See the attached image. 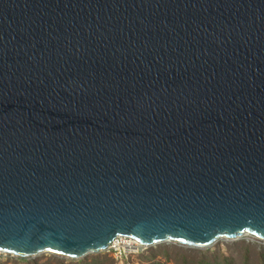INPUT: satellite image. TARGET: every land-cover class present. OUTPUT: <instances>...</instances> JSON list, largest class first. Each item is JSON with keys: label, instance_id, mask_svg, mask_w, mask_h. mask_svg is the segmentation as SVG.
Listing matches in <instances>:
<instances>
[{"label": "water", "instance_id": "water-1", "mask_svg": "<svg viewBox=\"0 0 264 264\" xmlns=\"http://www.w3.org/2000/svg\"><path fill=\"white\" fill-rule=\"evenodd\" d=\"M264 242V0H0V252Z\"/></svg>", "mask_w": 264, "mask_h": 264}, {"label": "trees", "instance_id": "trees-1", "mask_svg": "<svg viewBox=\"0 0 264 264\" xmlns=\"http://www.w3.org/2000/svg\"><path fill=\"white\" fill-rule=\"evenodd\" d=\"M152 251V248H147L136 255L142 259H147L151 257L149 252ZM161 252L171 264H264V245H258L255 249L242 240L236 242L234 254H226L219 247L199 249L191 253H183L178 250L174 251L173 254H169L166 250H161ZM18 259L22 261L27 260L22 257H18ZM68 260L69 263L57 258L41 262L30 261V263L26 264H113V259L110 255L105 254V252L80 259L68 258ZM0 264H2L1 261ZM152 264H161V262L157 261Z\"/></svg>", "mask_w": 264, "mask_h": 264}, {"label": "rangeland", "instance_id": "rangeland-1", "mask_svg": "<svg viewBox=\"0 0 264 264\" xmlns=\"http://www.w3.org/2000/svg\"><path fill=\"white\" fill-rule=\"evenodd\" d=\"M241 240L250 244L251 247L255 248V249L257 248L258 245H264V242L261 240H258L256 238L249 237V236H244V237L239 238L237 240L220 239L217 242H215L214 244H212L211 246L206 247V248H217V247H219L226 254H228V253L234 254L235 244H236V242L241 241ZM147 248L153 249L152 252H149V254H151V257L147 258V259H142L140 257H137V255H134L133 256L134 261H137L139 264H152V263L157 262V261L161 262V264H171L170 261H168L165 258V256L161 252V250H166L169 254H173L174 251H176V250L182 251L183 253H188V252L191 253V252L199 250V249H206V248L184 246V245L173 243V242L158 243V244H154L152 246H148L145 249H147ZM101 252L104 253V251H101ZM101 252H97V253H101ZM94 254H96V253L88 254L84 257H91ZM105 254H107V253L105 252ZM84 257H82V258H84ZM25 258L27 260L22 261V260H19L18 257H16V256H12L9 254H7V255L6 254H0V261L2 264H26V263H30V261L41 262V261H44L47 259L54 260L57 258L61 259L62 261H65L66 263H69L68 262L69 260L67 257H62V256L50 254V253H41V254H38L36 256L25 257ZM70 259H72V258H70ZM113 264H114V259H113Z\"/></svg>", "mask_w": 264, "mask_h": 264}, {"label": "built area", "instance_id": "built-area-1", "mask_svg": "<svg viewBox=\"0 0 264 264\" xmlns=\"http://www.w3.org/2000/svg\"><path fill=\"white\" fill-rule=\"evenodd\" d=\"M145 248L146 246L131 238L116 236L103 251L114 259V264H139L134 261L133 256ZM0 254L5 253L0 252Z\"/></svg>", "mask_w": 264, "mask_h": 264}]
</instances>
